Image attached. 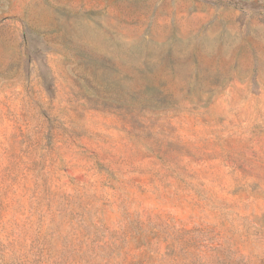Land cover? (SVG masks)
<instances>
[{
    "label": "rangeland",
    "instance_id": "1",
    "mask_svg": "<svg viewBox=\"0 0 264 264\" xmlns=\"http://www.w3.org/2000/svg\"><path fill=\"white\" fill-rule=\"evenodd\" d=\"M0 264H264V0H0Z\"/></svg>",
    "mask_w": 264,
    "mask_h": 264
}]
</instances>
